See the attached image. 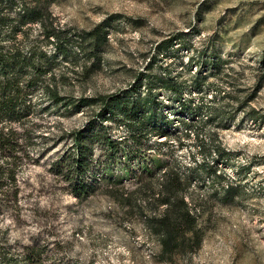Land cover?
I'll use <instances>...</instances> for the list:
<instances>
[{
	"label": "rangeland",
	"instance_id": "1",
	"mask_svg": "<svg viewBox=\"0 0 264 264\" xmlns=\"http://www.w3.org/2000/svg\"><path fill=\"white\" fill-rule=\"evenodd\" d=\"M46 1L56 24L78 33L108 21L107 41L88 62L86 73L70 61L55 62V74L66 79L64 94L107 97L138 85L144 75H170L185 85V98L212 108L214 114L204 110L196 116L199 124L193 130L183 123L191 117L182 114L175 95L160 92L170 119L169 135L153 136L142 147H147L148 158L163 164L176 161L186 169L218 162L219 169L240 185L241 194L227 203L201 174L194 195L202 200L207 234L189 264H264V0ZM20 10L14 6L12 17ZM24 29L29 44L40 41L54 54L39 24ZM200 73L198 88L193 81ZM145 83L138 89L143 96ZM39 99L36 149L47 148L51 154L38 165L24 167L19 206L0 208L5 249L18 252L39 245L45 250L41 264H167L159 260L158 247L139 216L128 218L113 203L110 187L118 188L116 182L102 178L95 192L78 198L49 172L56 155L73 144L70 134L95 114L89 108L75 112L53 107L42 93ZM173 109L176 112L170 113ZM253 110L256 120L250 116ZM113 135L121 139L128 132L114 124ZM217 148L223 154L221 162ZM100 152L101 147L97 157ZM105 161H100L101 167ZM120 166L112 175H121ZM137 183L129 178L126 184Z\"/></svg>",
	"mask_w": 264,
	"mask_h": 264
},
{
	"label": "trees",
	"instance_id": "2",
	"mask_svg": "<svg viewBox=\"0 0 264 264\" xmlns=\"http://www.w3.org/2000/svg\"><path fill=\"white\" fill-rule=\"evenodd\" d=\"M16 5L21 10L12 17L10 10ZM55 21L46 0H0V208L19 206V177L24 167L38 165L51 154L47 148L36 149L38 102L42 93L53 102V107L75 112L89 108L95 114L84 128L70 134L73 144L56 155L49 172L65 182L78 198L89 197L102 178L116 182L118 188L110 187L113 203L126 217L139 216L148 237L158 247L159 260L167 264L178 261L189 264L207 234L202 221V200L194 195L195 184L205 174L214 192L221 193L227 203H234L241 194L240 185L219 169L218 162L196 163L193 169L183 168L176 161L163 164L148 158L147 147L144 149L142 144L153 136L169 135L170 119L159 100L160 92L175 95L182 114L191 117V120L183 119V123L193 130L199 124L196 116L204 110L214 114L212 108L194 103L193 97L185 98V85L170 75L160 79L144 75L140 85L135 83L126 91L107 97L64 94L66 79L63 74L59 77L55 74V62L70 61L74 68L86 73L88 62L107 41L109 27L106 21L91 32L78 33ZM28 24H39L46 46L54 47L53 55L40 41L27 42L24 28ZM201 77L200 73L193 81L198 88ZM145 81L148 87L143 96L138 89ZM173 112L176 111L170 113ZM257 114L253 110L250 116L256 120ZM114 124L123 126L128 135L116 138ZM99 147L101 152L97 157ZM216 150L218 161H223L222 152ZM103 158L105 166L101 167ZM117 165L122 168L120 176L112 175ZM129 178L138 182L135 187L126 184ZM44 253L39 245L18 252L7 250L0 238V264H41Z\"/></svg>",
	"mask_w": 264,
	"mask_h": 264
}]
</instances>
